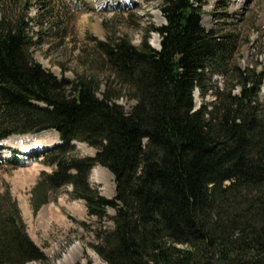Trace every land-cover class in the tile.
<instances>
[{"label":"trees","instance_id":"1","mask_svg":"<svg viewBox=\"0 0 264 264\" xmlns=\"http://www.w3.org/2000/svg\"><path fill=\"white\" fill-rule=\"evenodd\" d=\"M37 2L0 0V141L47 130L60 139L43 153L49 171L31 190L33 213L69 187L100 222L112 208L113 229L92 246L106 264H264V69L238 64L235 29L204 27L205 0H128L122 10L158 3L166 23L148 24L139 45L125 35L95 43L107 77L98 97L95 79L58 78L34 59ZM112 85L135 101L129 112ZM96 166L113 175V198L91 185ZM32 261L47 257L0 191V264Z\"/></svg>","mask_w":264,"mask_h":264},{"label":"rangeland","instance_id":"2","mask_svg":"<svg viewBox=\"0 0 264 264\" xmlns=\"http://www.w3.org/2000/svg\"><path fill=\"white\" fill-rule=\"evenodd\" d=\"M205 2L202 10L204 27L215 31L235 29L239 34L235 53L238 64L242 68L254 66L258 71L264 69V0ZM43 3L42 8L38 2L33 4L29 11L32 17L45 13L41 28L44 33L40 44L33 49L34 59L58 78L74 80L76 77L87 76L95 79L99 84L98 97L106 90L107 77L97 66L99 56L95 43L125 35L134 45H139L148 24L161 26L165 23L158 3L140 2L138 7H131L130 10H122V7L119 9L115 5L104 6L100 0H43ZM50 17L53 22L49 27L45 19ZM154 35L160 42L159 35L151 33V45L156 44ZM215 79L220 81L218 76ZM114 92H120L116 85L111 88V93ZM260 95L264 98V86ZM195 96L198 107L200 99L197 92ZM207 99L212 100L211 97ZM115 100L126 112L135 105L125 90ZM49 140L58 143V133L47 130L37 134L11 136L0 142V151L14 149L24 153L26 146ZM76 148L83 155L93 156L95 153L93 148L84 143H77ZM43 170L49 171V168L43 164L41 154L26 163L0 162V191L8 189L16 199L30 237L47 257L45 262L32 261L26 264H106L92 246L101 243V239L95 235L98 230L113 229L111 217L114 210L108 208V216L100 222L96 217L88 216L83 201L70 198L69 189L65 188L58 192L54 200L33 213L30 205L31 190ZM89 180L102 196H115L114 178L107 169L96 166Z\"/></svg>","mask_w":264,"mask_h":264},{"label":"bare ground","instance_id":"3","mask_svg":"<svg viewBox=\"0 0 264 264\" xmlns=\"http://www.w3.org/2000/svg\"><path fill=\"white\" fill-rule=\"evenodd\" d=\"M155 36V41H156V44H152L155 48H158V45H159V39L157 38L156 35ZM52 134V133H51ZM50 135V134H49ZM16 138H20V137H16ZM54 145V141L53 140H49V141H46V142H41V143H35V144H31V145H28L26 146V151L28 153H35V151H41V150H45V149H48V148H51L52 146ZM9 150V149H8ZM29 155V154H28ZM28 155H24V158L26 160H28ZM6 156H7V151H6ZM28 157V158H27Z\"/></svg>","mask_w":264,"mask_h":264},{"label":"water","instance_id":"4","mask_svg":"<svg viewBox=\"0 0 264 264\" xmlns=\"http://www.w3.org/2000/svg\"><path fill=\"white\" fill-rule=\"evenodd\" d=\"M159 48H160V45H159Z\"/></svg>","mask_w":264,"mask_h":264},{"label":"crops","instance_id":"5","mask_svg":"<svg viewBox=\"0 0 264 264\" xmlns=\"http://www.w3.org/2000/svg\"><path fill=\"white\" fill-rule=\"evenodd\" d=\"M85 207V206H84Z\"/></svg>","mask_w":264,"mask_h":264}]
</instances>
